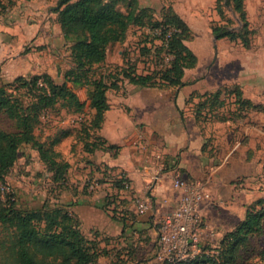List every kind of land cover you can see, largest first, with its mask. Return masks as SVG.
<instances>
[{
	"label": "rangeland",
	"instance_id": "1",
	"mask_svg": "<svg viewBox=\"0 0 264 264\" xmlns=\"http://www.w3.org/2000/svg\"><path fill=\"white\" fill-rule=\"evenodd\" d=\"M50 1L52 5H56L58 0ZM135 1L139 11L147 9L144 12L142 23L132 24L126 40L110 45L106 60L95 65L90 72L92 78L106 79L110 85L108 94L111 102L117 99L118 93H125L132 86L124 77L123 68H129L135 64L138 72L148 73L168 66L171 55L160 49V40L152 35L151 27L154 21L162 19L170 9L178 13L190 28L189 37L186 40L187 45L201 56L206 71L212 66L211 70L216 75L219 72L214 64L217 58L218 39L213 34V26L227 23L231 28L240 29L250 39L251 46L249 47L243 44L241 38L231 40L224 37L222 40L221 48L224 50L222 53L227 56L230 54L232 57L234 53V57L238 60L241 57H248L250 50H254L253 48L264 38V0H245L249 31L241 29L243 21L233 2L224 6L225 15L223 16L217 10L216 0ZM119 4L123 10L128 9L127 2L121 1ZM48 40L40 43L42 44L41 49L38 50L45 59L40 61L39 72L43 74L50 69L59 83L68 79V84L77 92L81 100L86 102V105L80 112L70 111L60 103L42 111L40 122L35 127V133L46 147L52 145L59 151L60 159L70 162V167L63 183L54 181L53 172L42 160L38 148L31 143H23L20 145L15 163L6 174L5 181H0L1 198L3 200L13 199L20 207H38L47 203L52 206H65L71 211L74 207L79 208L81 213L85 210L89 211L88 208L74 206V204L83 201L84 198L90 202L94 200L99 204L104 203L103 205L107 207L105 211L110 216L114 214L121 217L126 216L129 210V198L138 204V200L136 201L131 193L130 178L119 168L111 167L105 162L98 163L96 160L99 154L103 155L104 152H99V150L96 153L89 152L84 146L85 140L99 142L97 135H101L99 130L92 127L89 129L94 116L93 108L88 105L91 87L87 84H74L72 80L74 74H69L67 77L68 70L75 66L70 55L71 43L58 39L57 44L52 45L51 40ZM30 44L29 42L24 48L27 49ZM246 50H249L248 53ZM10 58L5 54L0 60V83L12 82L13 84L7 87L13 96L22 98L26 104L31 103L40 90L31 88V86H20V82L14 81L15 77L20 75L8 78L13 76H8L11 69L8 65ZM193 76L194 71L190 70L189 77ZM40 81L43 80L40 79ZM115 83L118 87L113 86ZM261 84L260 92L264 95V81ZM226 87V92L221 96L224 104L215 106V111L211 110V113L213 112L212 118H216L215 120H221L218 117L223 115L233 120L231 123L233 130L229 135L230 146L227 147L225 139H222L218 145L212 143L210 147L209 143L205 146L206 153L212 157L213 165H215L212 173L207 171L202 177L192 179L180 175L192 182H205L206 195L201 204V214L207 227L202 235V242L204 246L210 244L211 248L218 245L227 232L235 229L244 220L249 208H260L258 200L264 199V110L243 107L244 105L239 102L240 97L237 92L241 90L242 97L253 102L259 101L262 94L250 85L228 83ZM170 88L174 92L177 90L175 86ZM194 101L197 102L198 98ZM261 104L264 105L262 102ZM194 111V104H190L186 109L189 125L192 124L193 119L191 118L196 116ZM254 112H259L261 118L257 117ZM211 113L209 108H205L201 120H196L201 124L206 123ZM239 120H242V124ZM247 125L249 128L246 127ZM85 128L89 130L91 137L87 136ZM0 129L10 131L16 129L14 120L3 111H0ZM221 135L223 138L222 132ZM234 138L241 141L235 148ZM55 139L57 142L53 144ZM225 148L228 152L234 149L221 157ZM112 152H116L115 149H112ZM121 176L128 178L129 181V187L124 190L116 188V180ZM155 183L156 178H151L146 188L151 191ZM74 213L79 217V214ZM123 213L125 215H122ZM88 214L93 215L91 212ZM5 234L7 230L0 225V241ZM87 235L96 238L100 247L108 251L106 255L101 256V264H167L157 258L158 238L153 249L146 248L143 243H140L142 246L135 256L132 252L122 256L125 245L122 244L121 236L106 235L94 229L91 235L88 232ZM240 249L238 261L228 264H264V232L253 236ZM1 252L0 245V264H4ZM48 264L56 263L50 261ZM205 264L219 263L207 262Z\"/></svg>",
	"mask_w": 264,
	"mask_h": 264
},
{
	"label": "trees",
	"instance_id": "2",
	"mask_svg": "<svg viewBox=\"0 0 264 264\" xmlns=\"http://www.w3.org/2000/svg\"><path fill=\"white\" fill-rule=\"evenodd\" d=\"M121 1L127 2V10L120 7ZM10 2L11 0H0V8H5ZM135 2V0L57 1L58 21L65 38L71 43L70 55L75 64L68 70L67 77L74 74L72 78L74 84H87L91 87L89 106L95 111L89 129L102 128L105 113L111 106L108 97L110 85L103 77L92 78L90 72L95 65L106 60L110 45L126 40L132 24L142 23L147 9L139 11ZM232 2L243 21L241 29L249 31L245 0H216L217 10L224 16V6ZM133 4L135 6H132ZM212 31L217 38L228 37L231 40L241 38L245 46H251V41L245 33L240 29L231 28L227 23L213 26ZM189 32L187 22L170 9L162 19L154 21L151 27L152 35L160 40V49L171 55L168 66L156 72L141 73L137 71L135 64H132L129 68L122 69L124 77L142 87L178 88L190 83L185 80L186 72L198 64L199 58L186 43ZM40 79L44 81L43 84ZM14 81L20 82V86L39 89L40 92L31 103L26 104L22 98L14 97L9 91L7 86L12 85V82L0 83V111L13 119L16 125L15 130L0 129V181H5L6 174L17 159L20 145L31 143L38 148L42 160L49 165L53 172V180L63 183L70 162L60 159L61 153L52 145L46 147L35 133V127L40 122L41 112L55 107L57 103L70 111L80 112L85 108L86 102L82 101L68 84V79L59 83L48 73L20 75ZM113 86L118 87L116 83ZM226 90V86H221L205 93L192 92L187 98V104H194L195 118L201 120L205 108H209L211 113L215 106L223 105L224 100L221 96ZM237 95L243 107L264 110L263 104L243 98L241 90ZM195 98H198L197 102L194 101ZM180 111L184 118L186 111L184 109ZM212 113L210 118L213 116ZM218 119L227 118L223 115ZM84 130L87 131V136L91 137L89 130L86 128ZM97 139L100 141L85 140L86 150L94 152L97 148L111 150L119 148L117 144L108 143L102 135H97ZM56 142L57 139L53 144ZM125 180L128 178L123 176L116 180L118 190L128 188L125 186ZM258 204L261 205L260 208H249L244 220L235 229L227 232L221 242L215 245L219 250L218 254H205L176 264L207 262L228 264L238 261L240 247L253 236L264 232V199H259ZM112 217L125 219L126 216L114 214ZM0 225L7 230V234L3 235L0 241L4 264H48L50 261L56 264H101L100 257L108 252L100 247L96 238L89 237L83 231L80 218L62 205L52 206L46 203L38 207H20L13 199L3 200L0 194Z\"/></svg>",
	"mask_w": 264,
	"mask_h": 264
},
{
	"label": "crops",
	"instance_id": "3",
	"mask_svg": "<svg viewBox=\"0 0 264 264\" xmlns=\"http://www.w3.org/2000/svg\"><path fill=\"white\" fill-rule=\"evenodd\" d=\"M56 8L57 4L52 5L50 0H11L5 8H0V60L5 54L11 57L8 63L11 67L8 76H13L8 78L16 75L41 74L40 61L45 59L38 51L41 49L40 43H44L49 37L52 45H56L58 39L67 42L58 21ZM217 39L218 50L214 64L219 69L218 75L212 72V66L206 71L204 61L197 54L198 64L188 69L185 75V80L190 83L178 87L175 92L171 88L142 87L128 81L132 85L129 90L118 93L114 102L109 99L111 106L105 113L99 131L108 143L117 144L119 148L115 149L116 152H112L111 149H95V153L98 150L104 152L103 155L99 154L96 161L105 162L125 172L132 182L131 193L136 201L138 200V204L129 198V210L125 219H116L108 215L104 203L99 204L94 200L90 202L84 198L83 201L73 204L87 207L89 211L81 213V210L75 207L73 211L79 214L82 229L86 234L88 232L91 235L94 229L106 235L121 236L122 244L125 245L122 256L131 252L135 256L142 246L140 243L149 249L155 246L158 238V220L166 211L177 205L180 197V191L173 185V177L181 174L192 179L202 177L207 171L212 173L215 165L212 157L206 153L205 146L209 143L210 147L212 143L218 145L222 139L227 141V147L231 144L229 135L233 130L232 119L210 118L201 124L192 117V124L189 125L188 114L183 118L180 111L181 109L186 111L189 107L187 104L189 95L192 92L213 91L228 83L250 85L258 92L262 88L264 38L253 48L254 50H250V57L248 55L239 60L234 57V53L233 57L222 53L224 38ZM29 42L31 44L25 49L24 46ZM246 51L248 53L249 50ZM190 70L194 71L192 78L189 77ZM45 73L54 77L50 69ZM260 94L262 96L257 102L264 103L263 92ZM254 113L261 118L259 112ZM239 122L242 124V120ZM246 127L249 128V125ZM218 131L223 133V138ZM234 141V148L241 143L236 138ZM223 150L221 157L229 153L227 148ZM154 177L156 183L150 191L146 187ZM141 203L146 204L143 211L140 210ZM89 212L93 214L91 215L93 219Z\"/></svg>",
	"mask_w": 264,
	"mask_h": 264
},
{
	"label": "built area",
	"instance_id": "4",
	"mask_svg": "<svg viewBox=\"0 0 264 264\" xmlns=\"http://www.w3.org/2000/svg\"><path fill=\"white\" fill-rule=\"evenodd\" d=\"M180 175L173 177V185L180 191L178 203L157 222V258L168 264L219 253L215 246H204L202 242V235L207 227L201 214V204L206 195L205 182H192ZM125 186L129 187L128 180H125ZM145 209L146 204L141 203L140 210Z\"/></svg>",
	"mask_w": 264,
	"mask_h": 264
}]
</instances>
